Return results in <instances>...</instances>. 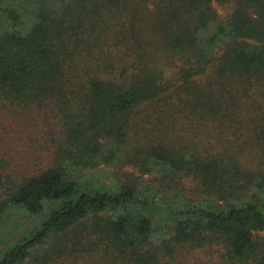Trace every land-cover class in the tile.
Here are the masks:
<instances>
[{"label":"trees","instance_id":"1","mask_svg":"<svg viewBox=\"0 0 264 264\" xmlns=\"http://www.w3.org/2000/svg\"><path fill=\"white\" fill-rule=\"evenodd\" d=\"M0 131V264H264V0H0Z\"/></svg>","mask_w":264,"mask_h":264},{"label":"rangeland","instance_id":"2","mask_svg":"<svg viewBox=\"0 0 264 264\" xmlns=\"http://www.w3.org/2000/svg\"><path fill=\"white\" fill-rule=\"evenodd\" d=\"M219 11L220 10L219 8ZM17 132L10 134L9 140H14L6 144V148L13 153L15 159H20L21 157L24 159V162L28 163L31 167H34L33 153L30 149V146L27 143L26 132L20 133L18 128ZM0 136L4 138L5 142L9 141L7 136L0 131ZM21 160V159H20ZM15 218L11 222L3 223L5 226H1L0 229V242L2 245L0 246V252H4L5 250L11 248L13 245L19 242L22 237L27 236L31 229L37 225L41 221V219L46 215L45 211L37 216L28 217L25 215L23 209L15 210ZM202 263L208 264V259L206 257H202ZM201 263V264H202Z\"/></svg>","mask_w":264,"mask_h":264}]
</instances>
